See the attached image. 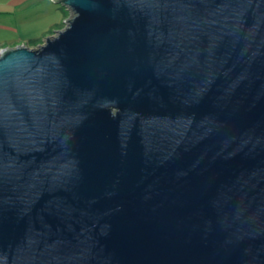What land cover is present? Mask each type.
Listing matches in <instances>:
<instances>
[{
	"label": "water",
	"instance_id": "95a60500",
	"mask_svg": "<svg viewBox=\"0 0 264 264\" xmlns=\"http://www.w3.org/2000/svg\"><path fill=\"white\" fill-rule=\"evenodd\" d=\"M0 50V264H264V0H55Z\"/></svg>",
	"mask_w": 264,
	"mask_h": 264
},
{
	"label": "rangeland",
	"instance_id": "374dc122",
	"mask_svg": "<svg viewBox=\"0 0 264 264\" xmlns=\"http://www.w3.org/2000/svg\"><path fill=\"white\" fill-rule=\"evenodd\" d=\"M71 15L55 0H0V39L6 37L14 46L38 47L62 30Z\"/></svg>",
	"mask_w": 264,
	"mask_h": 264
},
{
	"label": "crops",
	"instance_id": "0c3cea01",
	"mask_svg": "<svg viewBox=\"0 0 264 264\" xmlns=\"http://www.w3.org/2000/svg\"><path fill=\"white\" fill-rule=\"evenodd\" d=\"M14 42L10 41L9 39H7L6 37H4V39H0V50L4 47H11L14 46L16 44H13Z\"/></svg>",
	"mask_w": 264,
	"mask_h": 264
}]
</instances>
